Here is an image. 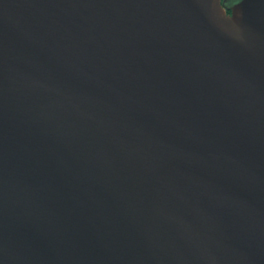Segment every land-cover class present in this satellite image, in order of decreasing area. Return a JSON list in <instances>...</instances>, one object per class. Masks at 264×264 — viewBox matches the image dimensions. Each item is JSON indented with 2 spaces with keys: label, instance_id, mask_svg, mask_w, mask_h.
Segmentation results:
<instances>
[{
  "label": "water",
  "instance_id": "obj_1",
  "mask_svg": "<svg viewBox=\"0 0 264 264\" xmlns=\"http://www.w3.org/2000/svg\"><path fill=\"white\" fill-rule=\"evenodd\" d=\"M0 264H264V0H0Z\"/></svg>",
  "mask_w": 264,
  "mask_h": 264
},
{
  "label": "flooded vegetation",
  "instance_id": "obj_2",
  "mask_svg": "<svg viewBox=\"0 0 264 264\" xmlns=\"http://www.w3.org/2000/svg\"><path fill=\"white\" fill-rule=\"evenodd\" d=\"M227 13H228V14H230V13H231V11H230L229 9H227Z\"/></svg>",
  "mask_w": 264,
  "mask_h": 264
}]
</instances>
